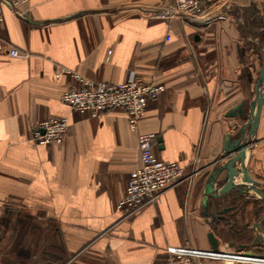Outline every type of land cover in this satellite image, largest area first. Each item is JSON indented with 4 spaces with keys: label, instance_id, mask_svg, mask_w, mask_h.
Segmentation results:
<instances>
[{
    "label": "crops",
    "instance_id": "0c3cea01",
    "mask_svg": "<svg viewBox=\"0 0 264 264\" xmlns=\"http://www.w3.org/2000/svg\"><path fill=\"white\" fill-rule=\"evenodd\" d=\"M263 3L215 0L182 20L171 16L174 0H29L19 13L5 1L0 41L30 56L0 52V264H162L169 247L183 246L209 252L197 264L264 254L253 245L264 233L254 191L225 197L220 207L236 208L216 228L202 206L210 171L228 160L226 137H238L256 96ZM131 72L166 86L136 129L121 109L81 113L62 100L80 86L73 74L122 83ZM49 117L68 119L62 143L33 139ZM148 132L159 159L195 175L127 218L117 204ZM252 140L245 165L264 191V102Z\"/></svg>",
    "mask_w": 264,
    "mask_h": 264
},
{
    "label": "built area",
    "instance_id": "2783aa9c",
    "mask_svg": "<svg viewBox=\"0 0 264 264\" xmlns=\"http://www.w3.org/2000/svg\"><path fill=\"white\" fill-rule=\"evenodd\" d=\"M10 1L16 12L29 0H0V22L4 19L3 5ZM215 0H174L171 16L182 20L201 16L207 7ZM0 52H5L13 58H28L30 55L18 48L5 45L0 41ZM64 72H70L64 69ZM80 83L62 95L63 102L81 113L99 114L106 111L121 109L127 113L129 125L136 129L139 121L145 115L150 100L156 99L165 89V85L145 82L136 73L131 72L122 83H109L95 80L84 75L73 74ZM69 121L64 117H49L40 123L45 133L36 132L34 140L40 144L62 143L67 132ZM154 132L142 133L139 136L141 164L131 171L126 192L119 199L117 207L124 217H131L141 212L147 206L160 201L169 188L176 187L184 181L193 178L195 173L187 174L176 161L159 159L155 152ZM195 246L169 247L162 264H197L201 256H209ZM215 258L223 257L215 252ZM213 257V258H214ZM256 260L243 256L239 262L253 263ZM258 261V260H257ZM234 263V260H230Z\"/></svg>",
    "mask_w": 264,
    "mask_h": 264
},
{
    "label": "water",
    "instance_id": "95a60500",
    "mask_svg": "<svg viewBox=\"0 0 264 264\" xmlns=\"http://www.w3.org/2000/svg\"><path fill=\"white\" fill-rule=\"evenodd\" d=\"M264 9V3L262 4ZM261 67L259 69V75L255 84V99L250 103V110L248 113H242V118L246 120L244 125L238 129V137L230 142V136L227 135L226 141L228 144L225 146V155L222 159H227L226 163L218 165L215 169H212L208 175L206 182L204 198L202 202L203 213L212 217V223L214 227H217V222L220 220H227L223 215L226 212L232 211L236 208V205L220 207L221 201L225 197H229L232 193H235L237 198L243 196L247 191H254L260 196L264 203V191L257 180H255L249 173L248 168L245 165L246 150L250 148L255 142L252 140V134L259 125L261 111L264 102V48L260 50ZM250 127L247 137L246 129ZM42 133L45 130L41 128ZM240 162V165H235L236 162ZM225 172L223 177L222 174ZM243 174L241 183L235 182V178L240 174ZM214 205L217 209L215 212L210 211L209 208ZM262 224H264V210L261 220L255 224L256 229L261 231ZM209 240L211 245L215 248H219V240L215 236L214 232L209 233ZM234 243H230L233 246ZM253 245L257 246L260 250L264 249V235L259 234L253 239ZM248 245H241V249L246 248ZM245 257L256 260L253 263L250 262H238L237 264H264V254L255 253L252 250H247L244 253ZM260 260V261H257Z\"/></svg>",
    "mask_w": 264,
    "mask_h": 264
},
{
    "label": "trees",
    "instance_id": "16d2710c",
    "mask_svg": "<svg viewBox=\"0 0 264 264\" xmlns=\"http://www.w3.org/2000/svg\"><path fill=\"white\" fill-rule=\"evenodd\" d=\"M237 230H238L237 232L235 231L236 234H237L238 232H240L241 227H239V228L237 227ZM241 237H243V240H244L245 242H246V241L248 242L249 240H251V235H249V231H248V230H245V234H244L243 236L241 235L240 238H241Z\"/></svg>",
    "mask_w": 264,
    "mask_h": 264
},
{
    "label": "rangeland",
    "instance_id": "374dc122",
    "mask_svg": "<svg viewBox=\"0 0 264 264\" xmlns=\"http://www.w3.org/2000/svg\"><path fill=\"white\" fill-rule=\"evenodd\" d=\"M258 67H259V69H260V67H261V62L259 63ZM259 69H258V70H259ZM257 73H258V71H257ZM257 78H258V75H257ZM261 210H263V209H261Z\"/></svg>",
    "mask_w": 264,
    "mask_h": 264
},
{
    "label": "flooded vegetation",
    "instance_id": "af4514ba",
    "mask_svg": "<svg viewBox=\"0 0 264 264\" xmlns=\"http://www.w3.org/2000/svg\"><path fill=\"white\" fill-rule=\"evenodd\" d=\"M263 226H264V224H262ZM263 235H264V233H263Z\"/></svg>",
    "mask_w": 264,
    "mask_h": 264
}]
</instances>
